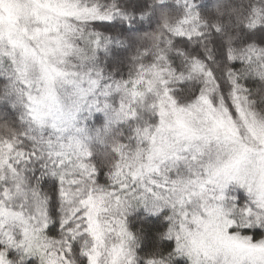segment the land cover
Segmentation results:
<instances>
[{
	"label": "snow or ice",
	"instance_id": "6c2138e0",
	"mask_svg": "<svg viewBox=\"0 0 264 264\" xmlns=\"http://www.w3.org/2000/svg\"><path fill=\"white\" fill-rule=\"evenodd\" d=\"M0 264H264V0H0Z\"/></svg>",
	"mask_w": 264,
	"mask_h": 264
}]
</instances>
